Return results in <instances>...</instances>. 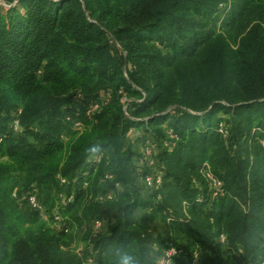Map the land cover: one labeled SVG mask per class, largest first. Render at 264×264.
<instances>
[{
    "label": "trees",
    "instance_id": "trees-1",
    "mask_svg": "<svg viewBox=\"0 0 264 264\" xmlns=\"http://www.w3.org/2000/svg\"><path fill=\"white\" fill-rule=\"evenodd\" d=\"M263 141L264 0H0V264H159L171 243L175 264H264ZM34 183L56 193L51 222L93 224V251L21 209Z\"/></svg>",
    "mask_w": 264,
    "mask_h": 264
},
{
    "label": "built area",
    "instance_id": "built-area-1",
    "mask_svg": "<svg viewBox=\"0 0 264 264\" xmlns=\"http://www.w3.org/2000/svg\"><path fill=\"white\" fill-rule=\"evenodd\" d=\"M124 102L127 101V98L123 99ZM100 108V104L99 103H93L89 109L87 110V115L92 118L93 114ZM127 108L128 105L125 106V110L127 112ZM128 114V112H127ZM14 128L16 131H21V125L18 119H16L14 121ZM75 128L79 131H83L84 129H86V124L83 121H76L75 122ZM219 131L224 134L225 136L228 135V127L225 123H221L219 126ZM137 131L135 128L131 129V133L135 134ZM168 139L164 142V146L168 147V148H173L174 145V140L177 139L176 134L174 133L173 129L170 128L168 131ZM143 135L141 133H139V135L137 137H142ZM264 144V141H263ZM157 153V144L152 140V139H147L145 140V146L143 148V156L140 159V161L138 162L139 165H147L150 167L151 171L150 173H148L145 176V184L148 187H153V186H159L162 181H163V172L159 169L156 168V155ZM102 159V155H98L96 157V162L99 163ZM203 173L204 176L206 177V179L208 180L211 192L213 194V196H220V195H224L225 194V188H224V183L223 181L216 176L213 171L211 170L210 165L206 162L204 163V168H203ZM109 176V175H108ZM112 177V176H109ZM13 196L17 199H19V201L24 200L28 206L32 207L35 210L38 211H43V205L40 202L37 193L34 191L30 194H28L25 197H21L19 196V193L17 190L14 191ZM114 197V193L110 192L106 195H101L99 196V199L101 201H105V200H110ZM61 219V217L59 215L55 216L54 221L57 224L59 222V220ZM102 226V221L97 220L94 223V228L95 229H99ZM221 240L222 242L226 241V235L222 234L221 236ZM183 252V250L175 243H171L170 246L167 248L164 256L161 258V260L159 261V264H175V257L180 255Z\"/></svg>",
    "mask_w": 264,
    "mask_h": 264
},
{
    "label": "rangeland",
    "instance_id": "rangeland-1",
    "mask_svg": "<svg viewBox=\"0 0 264 264\" xmlns=\"http://www.w3.org/2000/svg\"><path fill=\"white\" fill-rule=\"evenodd\" d=\"M1 1L7 8H10V6H15L18 3V0H15L14 2H12V4L8 5L3 0ZM141 142H143L142 138L136 142H133L132 144V150L133 152L137 154L135 157L136 168H138L137 166L139 165L138 164L139 161H137L136 158H139L140 154L142 153ZM111 155L113 154L111 153ZM27 181H28L27 179L24 180V182L21 184V188L27 183ZM134 182L136 183L137 186L141 188V190H144L142 188L143 182L140 179H138L137 176H135ZM33 187L35 188L34 191L38 193L37 195H39L41 203L43 202L42 205L46 204V202H51L52 201L51 198L54 197V195L56 194L54 190L51 191L48 188H46L44 185H40L38 183H34ZM122 188H123L122 186L118 185V187L117 188L115 187L114 189H112V191L115 192L116 195H118L121 192ZM146 190L147 191L149 190L148 193L146 192V196L150 194V192H152V190L150 189H146ZM48 206L49 205H47V208ZM20 207L25 213L29 214L31 217H35V209H33L32 207L28 205H22ZM42 210L43 211H38L40 213V215L38 216L39 222H42L43 220L44 221L49 220V222H51L50 215H52L55 211H57V210H54L53 213H49V212L47 213V209L45 205H43ZM106 210H107V207H104V211ZM111 215L105 214L103 216L105 220L104 223H105L106 229H107L108 223L109 222L111 223L114 221ZM66 224L68 226L67 222ZM51 227L55 231L56 234H58L63 240H65V242L70 244L69 248H71L73 251L75 252L79 251L82 253L84 252L83 250L85 249H87V251H93L92 250L94 246L93 224H89L87 226L86 223H83L82 225L75 223V224H70L67 228H63V222L61 218L57 224L55 223V221L51 222ZM166 230H167L166 225L164 223L160 224L159 234L161 235V239H162L160 242L166 240V237H167ZM160 242H156V245H155L156 248H159V245L161 246L162 243Z\"/></svg>",
    "mask_w": 264,
    "mask_h": 264
}]
</instances>
